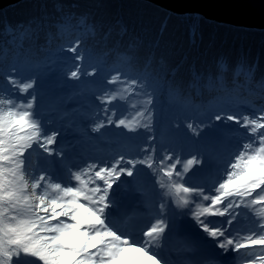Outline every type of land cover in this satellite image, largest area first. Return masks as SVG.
Listing matches in <instances>:
<instances>
[{
    "label": "trees",
    "instance_id": "obj_1",
    "mask_svg": "<svg viewBox=\"0 0 264 264\" xmlns=\"http://www.w3.org/2000/svg\"><path fill=\"white\" fill-rule=\"evenodd\" d=\"M246 77L250 90L264 93V30L177 15L142 0H46L2 9L0 188H17L2 153L34 146L41 135L35 118L19 105L24 98L35 109H55L59 87L83 96L86 106L96 94L103 100L101 113L119 109L132 127L146 118L160 123L165 138L177 132L192 138L223 108L237 109L241 99L231 81ZM261 146L254 189L264 184ZM31 154L38 159L41 153H26ZM259 201L264 206V196ZM17 202L34 210L24 196ZM3 219L0 236L10 244ZM257 226L264 231V220ZM36 232L31 230L24 247L41 237ZM49 260L64 264L58 254Z\"/></svg>",
    "mask_w": 264,
    "mask_h": 264
},
{
    "label": "rangeland",
    "instance_id": "obj_2",
    "mask_svg": "<svg viewBox=\"0 0 264 264\" xmlns=\"http://www.w3.org/2000/svg\"><path fill=\"white\" fill-rule=\"evenodd\" d=\"M58 91L56 97L62 99L63 105L57 114L51 109L36 110L33 102H25V99L19 102L22 109L35 118L41 131L39 140L44 143L45 151L46 147L50 150L41 156H51L55 163L66 161V148L55 150L52 147L56 142L66 145L68 141L61 142L60 139L72 136L73 144L69 143V146L76 150L80 160H73L69 169L78 166L82 170L89 160L104 158V162L98 161L95 168L101 167L105 171L109 165L114 172L120 158L124 157L127 167L109 176L123 178L122 182L131 177L143 192L148 183L145 194L156 199L160 216L153 217L146 240L139 244L125 242V238L107 227L104 221L97 222L96 231H89L84 227V220H96L97 214L94 207L81 197L84 187L94 189L95 186L88 185L85 178L70 176L67 168H64V174L57 176L51 168L53 163L45 167V174L36 175L40 170L35 168L36 161L32 162L31 156L28 158L25 154L27 149L5 152L1 160L6 168L14 167L8 178L17 189L11 193L0 188V215L7 221L3 223L10 242L6 244L0 236V264H51L49 255L54 254L64 259V264L157 263L148 234L183 215V205L200 210L207 217L211 216L210 208L216 204L220 209L211 212H216L221 221L226 217L223 226L232 230L235 223L241 228L231 232L235 264H264L263 231L254 229L255 220L263 217L264 207L255 203L260 193L251 187L258 154L263 147L257 141L262 139L264 142V111L240 105V110L232 116H215L198 140L179 132L172 140L163 143L156 139L158 132H154L146 118H141L133 131L129 119L123 122L124 125L114 123L107 128L109 116L97 114L102 105L99 98L94 97L93 109L85 114L82 97L76 98L74 92H70L62 98L63 89L59 87ZM258 98L262 100L264 110V97ZM14 104H17L16 100ZM243 114L250 116L244 119ZM40 147L42 145L35 149ZM125 152L128 157L123 155ZM97 188L101 192L103 184ZM177 192L183 196V204ZM19 195L31 201L33 212L17 202ZM242 219L245 224H241ZM8 223L12 227L10 230ZM34 225L39 229L36 234L41 237L24 247L29 237L27 231ZM42 244L46 251L42 252Z\"/></svg>",
    "mask_w": 264,
    "mask_h": 264
},
{
    "label": "bare ground",
    "instance_id": "obj_3",
    "mask_svg": "<svg viewBox=\"0 0 264 264\" xmlns=\"http://www.w3.org/2000/svg\"><path fill=\"white\" fill-rule=\"evenodd\" d=\"M112 167L110 166L107 167L106 170L110 171ZM80 171V170H79ZM78 171V172H79ZM92 171V169H91ZM88 175L90 177L92 175ZM85 191L87 190V187L84 189ZM111 194L116 193L118 194V198L115 204H109L108 207L104 210V216L103 214V219L105 220L106 218V223L107 225L112 226L113 228H116V223L112 218L110 219L108 217L109 213H117L120 211L121 208L133 205L135 207V212L139 217H145L148 221L149 218L147 217V208L145 203L140 201V192L137 188L135 187H130L126 191H123L121 186L118 184H112L110 186V191ZM87 194H92L90 192H87ZM180 195V192L178 193ZM88 197L89 203H93L96 201H91L89 196ZM180 202L184 203V198L183 196L180 197ZM96 205V203H94ZM215 208V206L210 208V210ZM200 210H196L194 208H188L187 206L183 205V215L179 216L177 219L172 220L169 224H166L168 227H164L163 229H158L155 232V235L153 233L148 234V239L151 243V246L157 250V254H162L165 255V259L162 261L159 258L160 263L162 264H178L177 261L181 260H192L194 253L196 252L192 246L188 245L190 241H193L194 239H202V237H211L215 240L218 241V244L221 246L223 249V254H226L230 249H229V240H227V236L225 233H223L222 229H218V227L213 228V225L210 221H208V217L202 215V212H199ZM211 216L215 215L211 211ZM143 222L135 221L132 223L130 226L131 227H136V226H141ZM187 226V235H185L184 238L177 239L178 237L176 236V226H181V225ZM90 228H95L94 225H90ZM154 235V236H153ZM157 236H163V239L158 240ZM168 236V237H165ZM127 241H131V234L126 235ZM187 246L186 250L184 248ZM195 251V252H194ZM157 257V256H156ZM232 260L234 259H229L227 263L229 264ZM162 261V262H161ZM152 264H157L155 261L152 262ZM216 264H223V263H216Z\"/></svg>",
    "mask_w": 264,
    "mask_h": 264
},
{
    "label": "water",
    "instance_id": "obj_4",
    "mask_svg": "<svg viewBox=\"0 0 264 264\" xmlns=\"http://www.w3.org/2000/svg\"><path fill=\"white\" fill-rule=\"evenodd\" d=\"M0 0V10L24 2ZM49 1V0H47ZM177 15H199L216 23L264 30V0H142Z\"/></svg>",
    "mask_w": 264,
    "mask_h": 264
}]
</instances>
